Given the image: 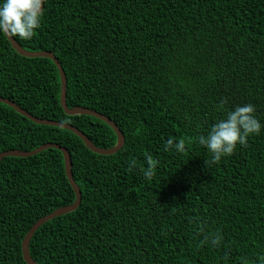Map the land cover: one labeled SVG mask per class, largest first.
<instances>
[{"label":"trees","instance_id":"1","mask_svg":"<svg viewBox=\"0 0 264 264\" xmlns=\"http://www.w3.org/2000/svg\"><path fill=\"white\" fill-rule=\"evenodd\" d=\"M44 7L33 38H13L27 51L54 53L68 108L108 117L125 145L99 155L74 133L0 104V154L60 145L82 194L76 211L36 232L34 262L264 264V130L219 162L198 142L237 105H255L264 124V0H47ZM0 97L77 128L100 149L118 143L102 120L66 115L56 65L22 57L4 35ZM168 139H183L186 150L167 148ZM75 201L61 151L5 158L0 264H26L22 243L34 224Z\"/></svg>","mask_w":264,"mask_h":264},{"label":"clouds","instance_id":"2","mask_svg":"<svg viewBox=\"0 0 264 264\" xmlns=\"http://www.w3.org/2000/svg\"><path fill=\"white\" fill-rule=\"evenodd\" d=\"M47 0H0V35L31 40L41 27ZM264 124L257 118L256 107L252 103L237 105L227 111L226 116L217 120L206 135H199L198 142L212 154V161L219 162L231 156L237 145L246 146L248 138L259 135ZM166 147L183 153L185 141L168 139ZM134 163V162H133ZM147 177L153 175L149 169ZM214 244L218 238L213 239Z\"/></svg>","mask_w":264,"mask_h":264},{"label":"water","instance_id":"3","mask_svg":"<svg viewBox=\"0 0 264 264\" xmlns=\"http://www.w3.org/2000/svg\"><path fill=\"white\" fill-rule=\"evenodd\" d=\"M7 39L10 42L12 48L22 57L30 58V59L46 58V59H50L56 65V67L59 71V74H60V78H61V98H60L61 107L64 110V112L66 113V115H68V116L85 115V116H92V117H95L97 119L102 120L103 122H105L108 126H110L114 130V132L116 133L117 138H118V143L114 148L100 149V148L96 147L93 144V142L83 132H81L80 130H78L77 128H75L71 125L62 124L60 122H55V121L42 120V119H38L36 117H33L32 115H30L29 113L24 111L22 108H20L14 102L7 100V99H4L2 97H0V104H4V105L11 107L18 114L22 115L23 117H26L27 119L34 122L35 124L61 128V129H65V130H68V131L74 133L75 135H77L79 138L82 139L85 146L89 150L93 151L96 154L109 156V155H113V154L117 153L120 149L123 148V146L125 145V137H124L122 131L118 128V126L112 120H110L108 117L103 116V115H101V114H99L93 110L87 109V108H80V107H76L74 109L68 108V105H67V77H66V74L62 68L61 63L59 62L58 58L55 56L54 53H51V52H30V51H27L24 48H22L21 45L13 37H7ZM48 149H57V150L62 152V154L64 156V160H65L66 175H67V178H68V180H69V182H70V184H71V186H72V188L76 194V201L74 204H72L70 206L63 207V208H60V209L54 211L53 213L45 216L44 218L40 219L38 222H36L34 224V226L28 232V234L26 235V237L22 243V253H23V258H24V261L26 262V264H37L36 262H34V260L32 259L31 255H30V244H31V241H32L34 235L36 234V232L46 223H48V222H50V221H52L58 217L65 216V215H68V214L76 211L81 205L82 194H81V190H80L79 186L76 184V182L73 178V171H72L73 167H72L71 155L69 154V152L66 148H63L60 145L47 144V145L41 146L40 148H38L32 152H23V151H19V150H13V151H9V152H5V153L0 154V164H1L2 161L8 157L30 158L32 156H36V155L48 150Z\"/></svg>","mask_w":264,"mask_h":264}]
</instances>
